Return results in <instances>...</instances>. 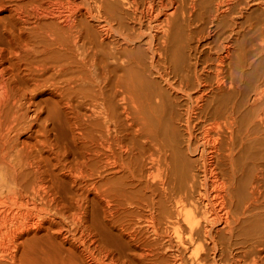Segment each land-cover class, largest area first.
Returning <instances> with one entry per match:
<instances>
[{
    "label": "bare ground",
    "instance_id": "bare-ground-1",
    "mask_svg": "<svg viewBox=\"0 0 264 264\" xmlns=\"http://www.w3.org/2000/svg\"><path fill=\"white\" fill-rule=\"evenodd\" d=\"M0 264H264V0H0Z\"/></svg>",
    "mask_w": 264,
    "mask_h": 264
}]
</instances>
